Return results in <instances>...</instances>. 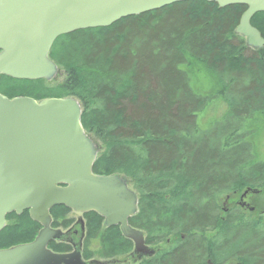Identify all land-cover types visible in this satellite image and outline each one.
Returning <instances> with one entry per match:
<instances>
[{
    "label": "trees",
    "instance_id": "obj_1",
    "mask_svg": "<svg viewBox=\"0 0 264 264\" xmlns=\"http://www.w3.org/2000/svg\"><path fill=\"white\" fill-rule=\"evenodd\" d=\"M246 10L176 3L58 38L49 58L65 71L61 82L0 79L9 99L80 102L82 126L100 146L93 173L119 175L138 195L129 225L156 252L140 264H264V233L238 235L250 224L264 229L263 201L253 200V214L236 204L246 190L264 195V47L235 33ZM251 25L264 39V12ZM71 213L54 207L52 228L72 227ZM83 217L85 260L133 252L118 226L104 227L95 212ZM6 221L0 250L32 243L42 228L29 211Z\"/></svg>",
    "mask_w": 264,
    "mask_h": 264
},
{
    "label": "water",
    "instance_id": "obj_2",
    "mask_svg": "<svg viewBox=\"0 0 264 264\" xmlns=\"http://www.w3.org/2000/svg\"><path fill=\"white\" fill-rule=\"evenodd\" d=\"M187 1L195 0H0V79L50 81L58 73L49 58L58 38ZM203 1L220 8L246 6L236 34L250 48L264 47L261 33L251 25L253 16L264 12V0ZM81 115L73 98L38 102L0 93V232L9 214L25 211L42 226L34 242L0 250V264H86L78 249L55 254L47 248L65 238L51 228L50 211L58 206L95 212L106 227H120L137 254H154L143 232L129 225L138 212V196L128 182L93 173L99 149L85 133Z\"/></svg>",
    "mask_w": 264,
    "mask_h": 264
},
{
    "label": "rangeland",
    "instance_id": "obj_3",
    "mask_svg": "<svg viewBox=\"0 0 264 264\" xmlns=\"http://www.w3.org/2000/svg\"><path fill=\"white\" fill-rule=\"evenodd\" d=\"M64 77H65V71L62 69V68H59L58 69V73H57V75H56V77H55V79H53L52 81H49V82H54V83H57V82H61V81H63V79H64ZM48 82V81H47ZM208 123H209V120L205 117V119H204V121L203 122H201V126L203 127V128H205V129H207L208 128ZM256 127V126H255ZM95 141V140H94ZM96 144H97V146H99V144L97 143V142H95ZM99 148H100V146H99ZM252 196H253V198L255 197V200H256V205L257 206H260L261 204V201H263V203H264V195H253L252 194ZM230 205L229 204H225V206H223L224 208H228ZM245 211V210H244ZM245 212H247V211H245ZM71 218H73L74 219V221H75V223L77 224V226H76V229L77 230H82V228H83V225H84V223L86 222H84V220L85 219H83L82 218V215L80 214V213H71ZM243 227V226H242ZM241 227V228H242ZM71 228V227H70ZM241 228H239L240 229V231H239V233H238V235H241V233L244 231V230H250L251 232H252V237H254L255 236V238H258L257 236L259 235V234H262L263 235V233H264V229H262V231L261 232H259V231H252L251 229V224L249 225V226H245L243 229H241ZM62 233H63V235H67L68 234V231H62ZM261 235V236H262ZM150 249H152L151 247H150ZM132 255V256H131ZM131 255H127V256H125V257H120V258H118L117 260H114L112 263L113 264H137V262H139L140 261V259H143L144 257H146V256H140L139 254H137L136 253V249H135V247H134V250H133V253L131 254ZM93 259L94 260H89V261H83L84 263H86V264H88V263H92V264H106V263H108L109 262V260H106V259H102V257H99V256H95V257H93Z\"/></svg>",
    "mask_w": 264,
    "mask_h": 264
},
{
    "label": "flooded vegetation",
    "instance_id": "obj_4",
    "mask_svg": "<svg viewBox=\"0 0 264 264\" xmlns=\"http://www.w3.org/2000/svg\"><path fill=\"white\" fill-rule=\"evenodd\" d=\"M229 200H230V197H228L226 199V203ZM253 200H255V197L253 198V196L251 194H248L246 196V198L243 199V201H241V198H239V200L237 201L236 204L238 206H240L242 209H244L245 211L250 212L251 214H253L255 212V207L252 206ZM240 204H242V205H240ZM82 218L84 219L83 215H82ZM84 222H85V220H84ZM76 226H77V224L74 223L73 226L71 228H69V230H67L68 234L64 238L65 240L63 242H61V243H65L67 245L72 246V251L75 250L76 248H78V249H80L82 251L83 250L84 239H85V235H86V222L84 223L83 228L80 231L76 229ZM71 252H68V253H71ZM155 255H156V252L154 253V255H151L150 257H146V258L140 259V261L137 262V264H140L144 259L152 258ZM91 260H94V259L91 258ZM112 262L113 261H109L106 264H113Z\"/></svg>",
    "mask_w": 264,
    "mask_h": 264
}]
</instances>
